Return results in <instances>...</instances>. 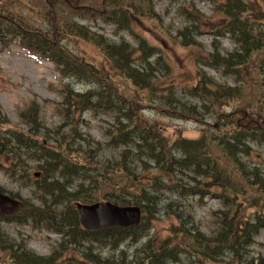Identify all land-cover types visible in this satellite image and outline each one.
<instances>
[{
    "label": "trees",
    "instance_id": "trees-1",
    "mask_svg": "<svg viewBox=\"0 0 264 264\" xmlns=\"http://www.w3.org/2000/svg\"><path fill=\"white\" fill-rule=\"evenodd\" d=\"M10 2L0 6V49L17 39L28 51L52 61L64 79L75 77L87 85L79 92L65 84L64 115L72 109L104 111L114 123L106 129L105 144L96 142L90 151L78 154L69 145L76 130L58 136L53 144L35 100L20 112L26 129L0 112V170L26 182L32 163L42 170L34 183L42 204L25 200L16 215L0 216V264H264V255L253 249L264 229V169L251 159L253 144L264 145V9L256 0L216 2L219 22L194 3L180 8L184 25L177 31L178 44L195 51L198 78L182 95L195 102L179 96L176 86L161 85L157 71L170 65L146 37L138 36L136 47L123 38L111 40L82 21L99 17L131 32L138 21L159 18L154 0H29L46 12L50 30L26 22L8 8ZM205 32L212 37L209 50L199 40ZM222 37L234 45L232 51L223 52ZM65 38L87 42L103 61L75 54L64 46ZM203 67L234 84L218 82ZM125 81L132 96L121 89ZM150 106L166 116L207 126L197 138L169 134L143 114ZM206 118L217 120V126ZM108 148L115 149L116 156L104 159ZM56 174L66 178H54ZM167 192L220 199L222 208L213 212L214 229L204 232L176 201L167 202ZM103 200L141 206V224L84 230L74 203ZM164 206L172 208L179 223L172 224L170 236L157 240L150 224ZM4 223L45 227L61 239L49 255H39L24 239L11 236ZM71 247L79 257L65 256Z\"/></svg>",
    "mask_w": 264,
    "mask_h": 264
},
{
    "label": "rangeland",
    "instance_id": "rangeland-1",
    "mask_svg": "<svg viewBox=\"0 0 264 264\" xmlns=\"http://www.w3.org/2000/svg\"><path fill=\"white\" fill-rule=\"evenodd\" d=\"M9 4V9L17 12L26 22L34 26H40L42 29L50 30V24L46 12L40 10L34 4H29V0H0V6ZM42 0H39L41 2ZM222 0H154L156 11L159 18L146 19L138 21L133 31L118 30L115 25L103 21L99 17L93 20H82L93 30L104 34L106 37L118 42L122 38L127 42L139 46L138 36L148 39L152 46H158L162 53L166 56V61L170 65L169 70L159 69L157 71L161 85H174L179 96L186 101L195 102L194 98L184 97L182 89L184 87L195 86L197 78V68L193 58L195 51L184 49L178 44L177 31L183 27L184 21L179 15V10L183 5L194 3L195 6L207 17L214 21H221L219 13L215 11L216 2ZM256 2L264 9V0H256ZM48 6V4H47ZM44 7V4H43ZM53 7V6H52ZM46 7H44L45 9ZM211 35L205 32L199 36V40L205 46L206 50L210 49ZM223 52L232 51L234 45L227 37L219 39ZM63 44L69 50L77 55L85 56V58L103 61L98 51L83 40H74L65 38ZM136 65L141 63L136 61ZM209 74L214 76L220 83L233 85V80L222 75L214 69L203 67ZM64 79L53 62L42 59L38 55L29 52L25 47L13 40L6 47L0 49V112L1 117H5L10 123L18 127L26 129L20 118V112L32 100L39 103L41 112L40 119L46 129L52 136L53 144H56L58 136H66V134L75 129L77 136L69 143L73 150L78 154L82 150L90 151L96 142L105 144L108 141L106 137V129L114 123L113 117L104 111H77L72 109L69 116L64 115L62 108V90L66 83H70L71 88L79 92L87 89L85 83L79 80ZM123 80H119L122 82ZM121 84V89L132 96V87L129 82ZM155 106V103H151ZM143 114L152 122H159L167 133L181 132L187 138H197L202 127L207 126L197 123L194 120L175 119L166 116L161 109H151V106L143 111ZM205 122L211 125L218 124L217 120L206 118ZM158 123V124H159ZM205 123V124H206ZM67 140V137L66 139ZM89 142V145L87 144ZM44 145H49L47 139H43ZM94 153V151H92ZM115 149L108 148L103 154L104 159L116 156ZM251 159L256 163H260L264 169V145L253 144ZM32 163V162H30ZM40 172V175H35ZM42 170L37 163H32L30 170V182H26L17 176L11 177L5 170H0V187L6 191L17 194V198L30 200L36 204L42 203L41 192L35 190L34 183L41 178ZM154 172V170L152 171ZM152 173H146L142 177L147 178ZM58 176V174H56ZM169 201H176L179 209L185 210L189 214V219L194 218L197 225L206 233H210L214 229L213 212L222 208L220 199L213 195L204 197L179 196L178 194L166 193ZM166 204V203H165ZM164 209L157 214L156 218L151 222V234L158 240L166 238L171 234L172 224L179 223L176 214L172 212V208L164 206ZM3 226L7 232L17 238L24 239L27 247L39 255H49L60 241V237L52 232L39 230L30 225H17L15 223H4ZM256 243L253 245L254 253L264 255V229L260 230L255 237ZM99 248V245H97ZM125 246V244H124ZM70 248L65 256L79 254ZM97 248V249H98ZM99 251V250H98ZM109 252L104 253L108 255ZM109 256V255H108Z\"/></svg>",
    "mask_w": 264,
    "mask_h": 264
},
{
    "label": "water",
    "instance_id": "water-1",
    "mask_svg": "<svg viewBox=\"0 0 264 264\" xmlns=\"http://www.w3.org/2000/svg\"><path fill=\"white\" fill-rule=\"evenodd\" d=\"M20 202L0 191V214H14ZM80 220L87 229H103L109 226H131L141 222L139 206H120L111 202L77 204Z\"/></svg>",
    "mask_w": 264,
    "mask_h": 264
},
{
    "label": "bare ground",
    "instance_id": "bare-ground-1",
    "mask_svg": "<svg viewBox=\"0 0 264 264\" xmlns=\"http://www.w3.org/2000/svg\"><path fill=\"white\" fill-rule=\"evenodd\" d=\"M54 178H58V177H63V178H66V176H61V175H59L58 174V176H53ZM50 178H52V177H50ZM78 178V177H77ZM76 178V180H75V182H77L78 181V179ZM141 220H143V215H142V217H141ZM57 221V218H55V220H53V222L55 223ZM136 225H131L130 227H135ZM129 227V228H130Z\"/></svg>",
    "mask_w": 264,
    "mask_h": 264
}]
</instances>
